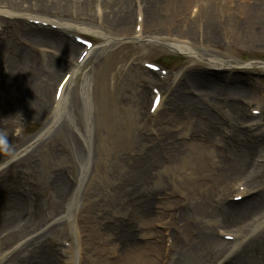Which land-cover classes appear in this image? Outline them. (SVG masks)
Segmentation results:
<instances>
[{"label": "rangeland", "instance_id": "rangeland-1", "mask_svg": "<svg viewBox=\"0 0 264 264\" xmlns=\"http://www.w3.org/2000/svg\"><path fill=\"white\" fill-rule=\"evenodd\" d=\"M10 3L40 11L55 23L25 22L29 37L9 35L50 72L41 75L21 65V74L0 78V170L22 158L29 161L22 172L12 169L0 180L20 194L24 217L41 228L29 241L56 229L42 245L28 249L36 264H49L44 257L49 247L58 264L65 263L67 252L79 257V264H116L127 255L137 264L139 251L153 264H200L180 245L186 236L197 244L208 231L225 248L204 241V264L259 257L264 204L242 219L247 231L224 222L264 197V0H0L3 6ZM5 20L0 17V25ZM31 35L42 37L44 45ZM70 45L79 46L74 56L67 54ZM234 87L248 92L235 99L260 122V132L248 127V120L235 125L234 112L224 103ZM208 116L218 119L219 127L206 121ZM152 149L159 161L153 192L157 217L139 227L126 212L100 209L90 238L83 210L99 185L102 197L96 203L108 193L104 174H125L148 161ZM247 153L244 168L229 169L240 163L237 155ZM86 168L74 215L66 217L67 201ZM5 186L0 184V193ZM234 186L249 193L230 195ZM5 212L0 205V214ZM118 224L131 226V232L114 234ZM10 246L0 251L12 253L1 264L19 251H9ZM230 249L240 256H231Z\"/></svg>", "mask_w": 264, "mask_h": 264}, {"label": "bare ground", "instance_id": "bare-ground-1", "mask_svg": "<svg viewBox=\"0 0 264 264\" xmlns=\"http://www.w3.org/2000/svg\"><path fill=\"white\" fill-rule=\"evenodd\" d=\"M31 10L32 9L29 7L19 6V4H16V3L14 4L10 3L9 6H3V4H0V17L6 19L4 21V25H2L3 23H1L0 25V28H1L0 30L1 32V36H0V65H1L0 78H3V79L10 78L11 79V77H16L17 75L16 73L21 74V71H20L21 65L26 71L29 70L28 68L29 66H32L33 68H35V71L41 75L43 73L46 74L48 72V69L45 66L37 65L35 60H33V56L30 52L21 48L19 45H16L15 43L16 40H14V42L10 40L11 36L9 35H14V34H17V35L24 34L25 36L29 37L30 31L26 29L25 27H23L22 25L25 22L35 21V22L44 23L47 25H55V23L51 21L48 16L42 15V12L40 11L30 12ZM14 31L17 33H14ZM137 36L138 38L141 37L138 33H137ZM30 37H32L34 42L36 41L35 43L44 45V42L42 41V37H40L39 35H36V37L31 35ZM21 38L22 37L19 36L17 37V40L18 41L21 40L22 42L23 40ZM78 47L79 46L77 45H70L66 49L67 54L70 56H74L77 53ZM87 51L89 50L87 49ZM68 81L69 80L66 79V82L63 84L62 90H64L65 85L68 83ZM238 93L243 94L245 96L248 95L247 91H243L242 89H240V87H234L231 91H229L225 95V101H224L226 107L234 112L235 116L234 115L233 116L235 117V125L242 127V125L247 124V122L246 123L244 122L248 120V123H249L248 127L253 129L254 131L260 132V127H261L260 122L258 120L257 121L254 120V118L252 117H249L250 115L244 107L242 108L241 106H238L237 100L235 99V96H237ZM187 102L191 106H194L197 103L194 100L192 101L189 100ZM62 104H64V100ZM2 112L4 114H9V112L7 111H2ZM36 112H37V116L42 114V111H40V109L38 110L37 108H36ZM9 117L14 118V116L12 115ZM205 120L212 122L214 127H219L221 123L218 119L212 118L210 116L205 118ZM1 132H3V130H1ZM14 144H16V142L12 140V145ZM245 144L247 147H249L247 143ZM75 148L77 150L80 149L78 147V143L75 144ZM85 148H87V150L90 149L87 142L85 144ZM249 149L251 153L252 146L251 148L249 147ZM177 151H178L177 156L181 158L182 156L181 151L180 150H177ZM153 153H155L154 149H152V152L150 154L151 157L148 158V161L146 159L139 161L138 165H135V167L133 166L134 168L127 169V172L125 174H116L117 176H114V174H111V173L104 174L105 179L103 180L104 181L103 183L105 187L109 190L107 191L108 193L106 194L105 198L103 197L104 198L103 200L100 199L98 203H96L97 201H95V198L102 197L101 195L102 189L99 185L96 188V190H94L93 192L95 197L93 195L89 197L91 198V201L92 199H94L93 201L94 203L90 201L92 204L85 205V209L83 210V214H84L83 219L85 220V222H87L88 226L92 227L91 231H93V233H90V238L94 234L93 226L97 224V220L95 219L94 213L100 209H104V210L107 209L109 211L111 210L113 213L119 212V211L126 212L131 217L130 221H132L133 224H136L139 227L141 226V224L150 226L152 219H155L157 217L158 215V211L156 207L157 206V203H156L157 195L154 196L153 192L155 191V188H154L155 181L158 179V176H157L158 174H156L155 172H156V166L158 165L159 161L156 160L155 162V154L152 155ZM250 153L237 155V159H238L237 163L239 162L240 163L236 164V166H232L229 169L237 172L241 168H244L245 163L251 157ZM87 158H88L87 159L88 163H90V152H88ZM251 160H250V164H251ZM120 161L121 163H123V166H124V161L122 160ZM16 162H14V164H12L9 168L0 170V179L4 176L3 174L10 172L12 169L22 172V169L25 166H29L28 165L29 161L27 158H22L21 160L19 161L17 160ZM23 163H24V166H23ZM87 170L88 169L86 168L85 170H83V173L80 174L76 189L71 194L70 200L67 201L65 210L63 212L66 217H71L72 215H74V212L77 206L78 197L87 179V175H88ZM192 175H193V182H192L193 184L194 181L197 180V177H195V174H192ZM61 181L62 180H60V182ZM0 184L6 185L4 187L6 188L5 194H2V192L0 193V199H1L0 205L3 206L6 211L4 214H0V251L3 249L6 250V248H8L12 244L9 248V251L13 249L14 251L16 250H19V251L12 258V260L8 261L7 264H16L15 262L17 261L20 262L21 264H36L37 259L36 257H34L35 255H33L30 252H27L28 249L30 247H37L38 244L42 245L43 239H46L48 235H51L54 232H56V229L52 228L44 236H41L40 238H36V240H33V241L31 240L32 242L29 241V239H31V237L33 236V233H37L41 228L37 226L36 221H34L35 223H33V221L24 217L25 215L22 213V204H21L20 194L18 196L15 190L11 189V186H10L11 184H9V182L7 183L6 179L0 180ZM63 184H64V181H62V188L64 187ZM110 190L112 193L110 192ZM230 192H232L230 193V195L236 194L237 196L238 195L242 196V195H246L249 193V192L245 193L241 191L240 186H234L232 191ZM60 198L61 197L55 198L56 199L55 207L57 208V210L62 209V204L60 205V203L57 202L60 200ZM208 204H209L208 201L204 200V209L206 205ZM263 204H264V197H263V200L261 198L260 201L253 202L251 205H248L240 209L238 214L237 212H231V215L229 216H232L233 220L232 219L231 221L226 220L224 224H227L230 227H235L237 232L247 231V228H245L246 223L242 219L245 217V215L247 216L250 213L259 210ZM233 213H236V214H233ZM132 222L130 223V225H132ZM129 232H131V226H128L126 224H123V225L118 224L113 233L114 234L116 233L119 237H122V234L128 235ZM202 234L204 233L202 232ZM255 237H258L259 239L260 235H256ZM27 239L28 241H25ZM191 239L192 238H188L187 236L183 238V242L180 245L183 247L182 253L187 256L197 255L200 261L199 262L200 264H204L203 260L207 258V256L204 255V251H205L204 241L207 243V246L209 247L212 246L214 249L218 247L225 248V242L218 241L215 238L214 234L209 231L206 232L205 236L203 235L200 237V240L197 242V244L192 243L193 241ZM260 240H262V243L260 244L261 247H259L260 249H259L258 254L261 257L260 256L257 257V255L251 256L248 254L240 260L241 264H255V263L264 264V255H263L264 254V242H263L264 236ZM44 246L47 247L45 243L43 244V247ZM129 250L132 252H136L134 249H129ZM55 251H56L55 249H52L51 247H49L47 249V253H45L44 255L45 259L48 258L47 261H49V264H58L56 253H54ZM229 251L231 252V256L239 255V251L235 249H232V250L230 249ZM229 251L227 250V253ZM134 254L136 256L135 261L137 262V264H153V261L147 258L146 257L147 255H144L142 252L139 251L138 253H134ZM10 255H12L11 252L10 253L7 252L6 254H4V252L3 254L0 253V264L6 259H8ZM66 256L67 257L64 259V262H65L64 264H79L80 263V259L76 255L74 256L72 255V253L68 254L67 252ZM129 257L130 255L129 256L127 255L123 259V261H118L116 264H136L132 262L129 263L130 262Z\"/></svg>", "mask_w": 264, "mask_h": 264}, {"label": "trees", "instance_id": "trees-1", "mask_svg": "<svg viewBox=\"0 0 264 264\" xmlns=\"http://www.w3.org/2000/svg\"><path fill=\"white\" fill-rule=\"evenodd\" d=\"M153 194H154V196L157 195L156 193H153Z\"/></svg>", "mask_w": 264, "mask_h": 264}]
</instances>
